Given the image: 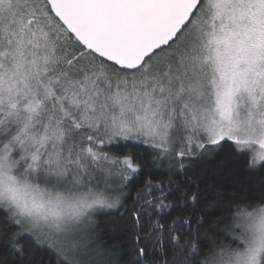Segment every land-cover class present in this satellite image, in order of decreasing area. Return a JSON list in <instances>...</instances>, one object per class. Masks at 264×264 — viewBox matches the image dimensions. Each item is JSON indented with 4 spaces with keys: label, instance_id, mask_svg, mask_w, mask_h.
<instances>
[{
    "label": "snow or ice",
    "instance_id": "snow-or-ice-1",
    "mask_svg": "<svg viewBox=\"0 0 264 264\" xmlns=\"http://www.w3.org/2000/svg\"><path fill=\"white\" fill-rule=\"evenodd\" d=\"M0 264H264V0H0Z\"/></svg>",
    "mask_w": 264,
    "mask_h": 264
}]
</instances>
